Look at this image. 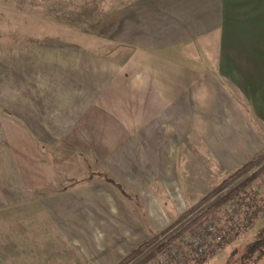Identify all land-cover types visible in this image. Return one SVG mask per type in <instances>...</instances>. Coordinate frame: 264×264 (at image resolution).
<instances>
[{"label": "crops", "instance_id": "obj_1", "mask_svg": "<svg viewBox=\"0 0 264 264\" xmlns=\"http://www.w3.org/2000/svg\"><path fill=\"white\" fill-rule=\"evenodd\" d=\"M95 2L111 4L92 33L110 44L82 49L126 56L91 95L87 61L0 51V264H114L214 187L197 197L214 169L199 163L227 176L264 151V0Z\"/></svg>", "mask_w": 264, "mask_h": 264}, {"label": "rangeland", "instance_id": "obj_2", "mask_svg": "<svg viewBox=\"0 0 264 264\" xmlns=\"http://www.w3.org/2000/svg\"><path fill=\"white\" fill-rule=\"evenodd\" d=\"M57 1H59L58 3L60 4H57ZM69 3L71 4L70 6H68ZM95 3L94 0H0L1 53L13 54L11 60H18L21 54L22 65L30 68L29 61L32 57L31 43H49L52 45L50 48L45 47L44 51L39 52V64L41 66H44V64H51V67L61 72L62 70L59 66H65L67 59L72 60L70 61L71 63H73V60L82 62L87 61L85 71L80 67L75 77L80 75V77H82L81 79H83V76L86 78V83H88L86 89L88 92L87 95H91L94 91L99 89L108 78L112 69L126 56V51L124 50L86 51V49H82L83 45L80 42V37H82L83 42L85 40L88 42L91 40L90 43H98V45L106 44L107 47H109L110 44L109 40H104L103 35H99V38H103L104 41L100 39L94 40L92 33L96 23V14L100 15L108 10L107 8L110 7L111 4ZM105 8L106 10H104ZM99 21H101V19H99ZM80 26L86 28V33L82 35L79 34ZM79 48H81V50ZM85 55H87L86 58ZM82 64L84 67V63ZM70 94L74 96V94L78 93L72 91ZM48 134L49 133L45 129L40 132L42 138H48ZM199 151L202 152V149L199 148ZM199 165L200 170L204 165L207 167L214 166V169H212L213 173L210 175L209 179L201 180L204 184L199 185L197 197L202 196L210 187L215 186L226 176V165L222 166V168H220V164L218 163H199ZM262 165H264V162L260 166L262 167ZM243 175H241L232 186L239 184L243 179L248 177L250 178L249 181L238 190L235 197L230 198L215 208L203 222L205 224H211L219 230L222 234V239L219 243L214 244L216 242L214 241L211 245H207L205 252L201 255L192 253L188 249H185V247L179 249L182 253L181 256L165 254L170 246H172L170 244H172L175 239L173 242L166 243L161 248L157 249L159 245L166 241L170 233L174 232L183 224L182 222L177 224L169 232L159 236L158 239L162 237L161 240L157 239L150 245L148 250L153 251V254L142 264H222V259L224 257H226L225 260L227 264H235L237 257L243 251L246 244H239V238L252 224L253 226L255 224H264V169L258 171L256 174L253 173V175ZM256 177L260 178L256 179ZM253 181L256 183L257 181L261 182L262 185L260 184L257 186ZM206 182H208V186ZM193 190H195L194 186ZM192 198L189 196L188 201ZM228 202L230 204L231 202L234 203L235 207L241 206L243 212L241 213L234 210L228 213ZM245 206L249 208L251 213L244 219ZM202 208L203 206L197 211ZM242 220H245V222H242ZM54 232L55 228L47 225H40L39 237H46L48 234ZM262 232L264 236V230ZM39 246H41V244ZM60 247L63 248V245L61 244ZM167 247L168 249H166ZM225 254L226 256H224ZM74 258L75 255L72 253L69 259L55 258V262L56 264H95L96 261L93 256L91 258L80 259L79 255H76V260ZM133 262L134 260H131L127 264H132ZM255 264H264V257L256 261Z\"/></svg>", "mask_w": 264, "mask_h": 264}, {"label": "trees", "instance_id": "obj_3", "mask_svg": "<svg viewBox=\"0 0 264 264\" xmlns=\"http://www.w3.org/2000/svg\"><path fill=\"white\" fill-rule=\"evenodd\" d=\"M58 2L59 1H57V4H60ZM70 5L71 4L69 3L68 6ZM262 160H264V151L256 155L252 160L247 161L241 164L236 169H234L231 173L225 176L218 184H216L209 192H207L202 198H200L194 205L177 215L176 218L168 226L161 229L145 241L137 244L124 257H122L114 264H127L131 260H134L132 264H142L153 254V251L148 250V248L152 243H154L158 239L159 236L164 235L165 233L169 232L172 228H174L177 224L183 222V224H181L174 232L169 234L166 241L163 244L159 245L157 249L161 248L166 243L173 242V240L180 234L184 233L187 230L189 231L195 225L204 222L205 219L215 208L237 195L238 190L244 184H246L250 178H245L239 184H236L234 186H232V184L241 175L247 172L252 166L257 165ZM262 169H264V165H262V167L260 168V170ZM257 172H255L254 174H256ZM105 179L111 185L119 188L118 184H116L111 179ZM202 206L203 208L197 211ZM263 230L264 227L261 228V231ZM263 257L264 236L261 234L255 236L250 242L246 243L243 248V251L237 257L236 261H234L235 264H255L256 261ZM226 262L227 261L224 260L222 264H227Z\"/></svg>", "mask_w": 264, "mask_h": 264}, {"label": "built area", "instance_id": "obj_4", "mask_svg": "<svg viewBox=\"0 0 264 264\" xmlns=\"http://www.w3.org/2000/svg\"><path fill=\"white\" fill-rule=\"evenodd\" d=\"M264 161L260 162L257 165L252 166L247 172L244 173L243 176L245 175H251L255 172H257L260 169V165ZM255 191V188H254ZM232 201V200H230ZM229 201V202H230ZM227 203V211L230 213V211L236 210L237 212H243V208L240 207H235L234 203L231 202ZM249 208L245 207V212H244V219L250 214ZM242 222H245V220H242ZM241 222V223H242ZM162 237H160L158 240H161ZM222 239V234L217 230L213 225L211 224H205V223H200L192 227L191 230L185 231L184 233L180 234L177 236L174 240V242L170 245V248L168 247L167 252L165 254H171L172 256L175 255H182V253L179 251L180 248L185 247V249H188L190 252L201 255L205 252L206 246L211 245L214 241H216L214 244L219 243ZM149 249V248H148Z\"/></svg>", "mask_w": 264, "mask_h": 264}]
</instances>
